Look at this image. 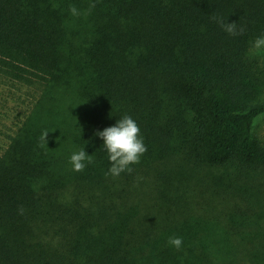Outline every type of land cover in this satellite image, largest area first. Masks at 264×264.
<instances>
[{
    "label": "trees",
    "instance_id": "obj_1",
    "mask_svg": "<svg viewBox=\"0 0 264 264\" xmlns=\"http://www.w3.org/2000/svg\"><path fill=\"white\" fill-rule=\"evenodd\" d=\"M262 35L264 0H0V264H264ZM124 115L147 151L113 177L95 133Z\"/></svg>",
    "mask_w": 264,
    "mask_h": 264
},
{
    "label": "clouds",
    "instance_id": "obj_2",
    "mask_svg": "<svg viewBox=\"0 0 264 264\" xmlns=\"http://www.w3.org/2000/svg\"><path fill=\"white\" fill-rule=\"evenodd\" d=\"M94 7L95 4H90L89 11ZM69 11L73 15H79L78 9L74 5L70 6ZM213 19L230 35L235 36L244 32L243 27L239 28V32L237 31L238 23H225L222 18L215 16ZM253 48L257 51L264 50V35L256 38ZM48 133L47 130L42 132L40 146L48 143ZM95 135L103 140V148L107 151L111 164L106 175L119 177L124 172L131 174L133 172L131 165L139 164L141 156L147 151L138 124L128 115L117 120L115 125L107 127L103 131H97ZM85 161L89 164L93 163L92 155H88L84 149L74 152L70 157V163L76 172L84 170ZM168 243L176 249H180L183 239L179 236H170Z\"/></svg>",
    "mask_w": 264,
    "mask_h": 264
},
{
    "label": "rangeland",
    "instance_id": "obj_3",
    "mask_svg": "<svg viewBox=\"0 0 264 264\" xmlns=\"http://www.w3.org/2000/svg\"><path fill=\"white\" fill-rule=\"evenodd\" d=\"M247 62L249 65L247 77L250 78V83L256 86L257 100L264 101V50H254L252 44ZM11 97L12 94L0 85V116H6L7 109L11 111L10 118L2 119L3 125L6 124L8 127H13L17 120L18 112L23 110V105L18 107L17 101H12ZM77 108L74 103L63 101L59 105L57 104L55 111L58 110V115H55V117L64 118L68 116L71 120L72 117H76L75 112ZM79 110L83 113L82 106L79 107ZM255 134L260 141L264 142V115L260 116L256 121Z\"/></svg>",
    "mask_w": 264,
    "mask_h": 264
}]
</instances>
